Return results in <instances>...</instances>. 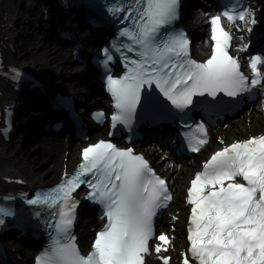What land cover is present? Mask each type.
I'll return each instance as SVG.
<instances>
[{"label": "snow or ice", "instance_id": "1", "mask_svg": "<svg viewBox=\"0 0 264 264\" xmlns=\"http://www.w3.org/2000/svg\"><path fill=\"white\" fill-rule=\"evenodd\" d=\"M180 5L181 0H103V13L127 25L117 33L124 39L104 47L99 59L114 101L113 128L121 124L131 129L138 106L185 121L196 106L217 108L225 103L224 97L238 98L264 88V55L250 56V79L241 71L239 56L230 55L233 36L222 23L224 17L238 31L250 33L249 25L257 23L251 7L228 0L220 14L210 17L212 52L206 61L197 62L190 58L186 33L168 30L179 17ZM249 47L241 44L238 51ZM117 59L125 69L121 76L112 75L109 67ZM12 73L14 79L22 75L15 68ZM153 84L164 99L146 91ZM10 128L9 119L4 133ZM183 136L190 150L198 152L207 143V128L200 122ZM85 185L89 191L84 199L101 205L106 219L86 255L73 234L80 204L74 193ZM172 199L166 179L155 173L143 154L100 140L83 149L78 170L26 200L37 218L42 209L48 210L43 223L50 229V242L35 264H145L154 238L159 241L155 253L168 251L170 238L166 233L156 236L154 219ZM186 201L191 206L187 227L191 255H184L183 264H264V135L215 151L191 180ZM15 214L0 207V226L4 217ZM161 259L169 264L170 257Z\"/></svg>", "mask_w": 264, "mask_h": 264}, {"label": "bare ground", "instance_id": "2", "mask_svg": "<svg viewBox=\"0 0 264 264\" xmlns=\"http://www.w3.org/2000/svg\"><path fill=\"white\" fill-rule=\"evenodd\" d=\"M11 0H0V24L1 18L11 14L9 8V2ZM253 3H257L264 9V0L258 2L253 0ZM194 25V24H193ZM200 28H203L202 24ZM196 34L195 30L193 31ZM1 33V28H0ZM242 34L237 35V41L235 49L238 51L239 46L244 44L245 40L239 39ZM210 46V42L206 40L205 46L202 49L197 50L198 54H202V51L206 47ZM245 55V51H241ZM24 55L31 61L28 62V67H35V70L45 77L55 78L56 76H67L70 73V65L72 64V58L67 48H57L55 46L48 45L42 50L37 47L28 45ZM249 132L261 133L264 132V110L262 104L258 108H250L244 114V117L237 119L233 122V127L228 128L220 134H225L228 140H232L238 137V134L248 135ZM218 133H216L217 135ZM36 142L34 148H29L25 145L23 149L17 151L14 155L4 151L0 156V178L1 176H14L21 175L29 181L31 185L43 186L54 183L60 177L61 169L63 165L64 153L68 151V166L72 169L76 159V153L79 152L84 144L82 142H58L52 148L47 146V143ZM33 149V151H32ZM33 152L32 154H30ZM159 159H165L166 155H158ZM27 163H23L26 162ZM189 167V166H188ZM187 167V173L185 174L183 168H179L177 165L167 163L160 166L162 172L168 173L174 183V186L178 189L182 181L188 178L191 171V166ZM87 235L85 236V238ZM150 264H154L150 262Z\"/></svg>", "mask_w": 264, "mask_h": 264}]
</instances>
